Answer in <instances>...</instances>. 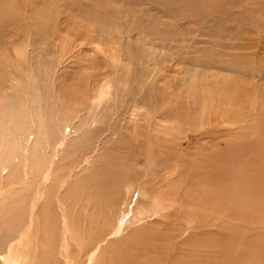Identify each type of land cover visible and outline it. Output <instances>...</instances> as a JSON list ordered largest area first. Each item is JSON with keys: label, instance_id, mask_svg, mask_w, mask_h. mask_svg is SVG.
<instances>
[{"label": "rangeland", "instance_id": "1", "mask_svg": "<svg viewBox=\"0 0 264 264\" xmlns=\"http://www.w3.org/2000/svg\"><path fill=\"white\" fill-rule=\"evenodd\" d=\"M9 2L5 10L12 8L13 15L7 11V16H0V54L6 53L9 61L19 67L10 69L14 80L7 77L0 82V93L12 94L13 87L22 85L21 91L30 100L24 103L19 96L22 101H12L11 110L25 112L28 105L30 112L36 115L40 110L44 114L41 108L51 100L43 97L44 88L50 89L49 95L55 94L52 104L65 101L63 104L69 112L63 115L65 121L60 124L64 140L62 144L57 142L60 146H57L54 163L61 160L72 142L86 146L89 151L85 157L76 154V165L61 191L77 177L92 173L105 152L120 153V159L128 158L137 149L139 152L151 149L161 153L162 162L166 160L164 153L171 152L177 159L178 156L183 159L177 160L176 170L168 174L172 183L185 173L190 165H186L188 160L199 153L194 161L196 165L199 157L204 161L206 154L225 152L229 147L232 154H241L240 149L248 143V138L254 139L256 135L261 144H256L259 150L249 153V157L264 153V129H261L264 125V0ZM90 88H107V95L99 104L95 102V106H91L94 99H87ZM75 89L77 92L72 93ZM7 104L0 100V113H6ZM3 120L1 143L11 128V123ZM32 129L33 135L30 133L28 137L30 144L38 137L35 126ZM136 132L140 136L135 135ZM23 138L26 136H20V141H24ZM251 148L248 147V152ZM135 159H140V164L130 171L134 168L146 172L147 169V174L155 176L152 167H145V155ZM212 161L211 166L215 159ZM8 173L9 167L1 171L4 178ZM143 179L145 177L139 182ZM17 185L6 187L0 200L15 193L20 188L19 183ZM136 191L122 215L123 235L142 202L134 203L135 198L149 201L139 195L138 189ZM144 206L150 208V205ZM173 215L170 219L174 225L170 229L176 228L181 234L177 238L178 248L202 235L207 242L205 248H215L225 239L230 248L226 264H264V250L260 247L264 242L263 218L242 221L223 216L222 221L218 215L217 219L212 216L207 217V221L192 218L186 222V217L178 219ZM112 238L115 240V236ZM113 239L102 242L100 249ZM253 239L257 241L256 255L239 259L242 251L251 250L245 244L252 243ZM176 250L171 251L172 259L176 257ZM86 253L85 249L70 244L68 256L72 264H84L88 258ZM57 254L53 264H67L66 256ZM157 260L162 262L161 258Z\"/></svg>", "mask_w": 264, "mask_h": 264}, {"label": "bare ground", "instance_id": "2", "mask_svg": "<svg viewBox=\"0 0 264 264\" xmlns=\"http://www.w3.org/2000/svg\"><path fill=\"white\" fill-rule=\"evenodd\" d=\"M9 1H0V16H7V11L13 15L12 8L5 10L12 2ZM4 54H0L1 83L7 77L14 80L15 76L10 71L15 66L9 61V56ZM38 87L36 88L39 90ZM21 88L22 85L13 87L12 94L0 93V100L8 102L6 113L2 111L0 113V127L4 123L3 119L11 123L8 136L5 135L4 141L0 142V196L6 187L18 183L20 186L15 193L0 200V234L3 233L0 240V264H53L56 261L55 253L65 255V263L72 264L70 255L68 256L71 243L87 251L88 258L84 264H151L150 261L155 264H226V255L230 248L224 242L225 239H222L215 248H205L207 242L203 241L206 238L202 235L178 248L177 238L181 234L176 228L170 229V226L174 225L170 216L176 214L178 219L186 217V222L192 218L207 221V217L212 216H216L217 219L218 215H221V218L229 216L231 220L235 218L242 221L264 219V153L259 155L256 153V158H252V154V157H249V153L259 150L258 147L256 149V144H261L258 135L254 139L248 138V143L240 149L241 154H232L229 147L225 152L206 154L207 156L202 159L204 161L199 157L196 165L194 161L199 153L194 159L188 160L186 165L188 163L190 165H187L185 173L173 183L170 182L168 174L176 170L177 160L183 159L172 156L170 151L166 150L170 153H164L166 157L164 162L159 159L161 153L151 149L144 150L145 152H139L137 149V152L128 158L120 159L118 158L120 153L105 152L100 156L91 174L77 177L61 191L67 176L76 165L78 156L76 154L85 157L89 151L86 146L72 142L70 149L61 158L62 161L54 163L57 146L64 140L60 124L69 113L63 104L65 101L61 99L63 106L60 103L53 105L55 94H52V98L49 95L50 89L44 88L43 97L51 98L48 104L45 102L41 108L44 114L40 110L38 113L35 111L34 115L30 112L31 106L29 109L28 105L25 112H16L11 110L12 101L20 102V97L24 103L30 100L25 97V92L23 94ZM107 88L90 90L87 99H94L91 106L101 102L107 95ZM75 90H72V93L77 92ZM61 96L63 98V94ZM95 102L97 104H94ZM34 126L38 137L30 144L28 137L31 131H34L32 129ZM261 129H264L263 124ZM135 135L140 136V133L136 132ZM20 136H26L23 138L25 140L20 141ZM262 142L264 143V140ZM50 145L51 150H48ZM248 147L253 148L248 152ZM142 154L145 155V167H152L155 176L147 174V169L146 172L134 168L130 171L131 167L140 164L141 160L135 157ZM186 158L184 156V159ZM213 159L215 163L211 166ZM195 166L200 168L193 169ZM7 167L8 177L4 178L1 171ZM178 167L181 168V165ZM144 177V181L139 182ZM155 185L158 186L154 188ZM137 189L139 195H144L149 201L135 198L134 203L142 202L138 204L137 214L129 217L130 226L123 235L122 215L128 210L129 202L132 201L133 193ZM144 204L150 205V208ZM151 215L155 217L152 219ZM221 220L223 221V218ZM114 236L115 240L112 238ZM110 237L113 239L112 242H108L109 244L107 243L108 245L101 250V243L108 241ZM255 242L256 239H253L252 243L245 244L251 250L242 251L239 259L246 260L247 257L256 255ZM260 247L264 250V242ZM173 248L177 249L175 259L171 258ZM158 258H161L162 262L156 261ZM147 260L150 261L146 262Z\"/></svg>", "mask_w": 264, "mask_h": 264}]
</instances>
